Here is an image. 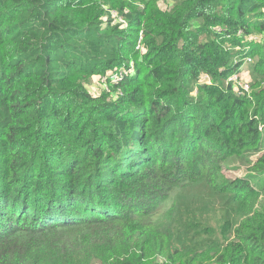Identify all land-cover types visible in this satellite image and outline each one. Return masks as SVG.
I'll use <instances>...</instances> for the list:
<instances>
[{
	"label": "trees",
	"instance_id": "trees-1",
	"mask_svg": "<svg viewBox=\"0 0 264 264\" xmlns=\"http://www.w3.org/2000/svg\"><path fill=\"white\" fill-rule=\"evenodd\" d=\"M160 2L0 0V264H264V182L222 175L264 176V0Z\"/></svg>",
	"mask_w": 264,
	"mask_h": 264
},
{
	"label": "rangeland",
	"instance_id": "rangeland-1",
	"mask_svg": "<svg viewBox=\"0 0 264 264\" xmlns=\"http://www.w3.org/2000/svg\"><path fill=\"white\" fill-rule=\"evenodd\" d=\"M118 1H124V0H114V2H118ZM173 5H174V0H161L159 4V8L162 11L169 12L173 10ZM113 10H114L112 11L113 16L111 18L113 20L112 25H120L121 28L127 27L126 22L123 20V18H121V15L119 14V12L116 9H113ZM107 17H108V14L105 18L108 19ZM214 30L219 33L221 31V28H214ZM250 39H253V40L245 41V45H244L245 51H249L250 47L254 44L263 43L262 41L263 39L260 40L261 38L259 34L250 36ZM141 41H142V37H140V42ZM139 47L142 50L143 46L139 45L138 48ZM141 50H140V53L143 56L144 51H141ZM143 50H145L144 47H143ZM238 51H239V48H236V52ZM253 63H254L253 59H252V62L250 60H247L246 64L240 68L239 70L240 72L231 76L230 80L232 81V85L234 86L236 92H240L241 94H243L241 90H243L247 94L252 92L251 91L252 78H251V73H250V65ZM101 80L105 82L104 79H101ZM101 80H99V77H95L93 78V81L90 83V85L87 86V88H89L92 95L96 97L101 96V94L104 93L103 91L106 90L107 88V86L104 85L101 82ZM206 84L211 85V82L208 81ZM246 87H248L247 90L245 89ZM107 91H109V89ZM261 127L264 131V122L263 124L260 125V128ZM257 159H258L257 155L241 158L238 160L236 157H232V158L229 157L228 160L225 162L222 175L226 179H229V181L236 180V179L249 180L250 184L254 187H256V185L263 186L264 176L257 175L256 173L251 171V167L254 166V163ZM219 184H220V180L218 179L216 181V185H219ZM191 188L192 186H188L183 191H180V189H177L176 191H174L172 194L171 201L170 203H168V205H171L173 202H176L175 203V207H176L180 202L188 201L189 199H192V200H197V201H202V202H206L210 200L209 202L213 206H217V208L220 206L221 204L220 199L222 196L216 195L217 193H215L212 190L211 186L208 183H205V181H202L200 184L196 185L193 190L189 191ZM256 205L264 206V191L258 193ZM257 209L260 210V208H257ZM210 216H213V213H210ZM193 242H194V238L187 239L185 242V245L192 248L193 250H199L200 248L196 249ZM151 260L155 262V260L153 259ZM156 261H158V263L160 264L165 262L164 259L163 260L158 259L157 257H156ZM205 264H217V262H215V258H212L210 261H207ZM222 264H226V263H222Z\"/></svg>",
	"mask_w": 264,
	"mask_h": 264
},
{
	"label": "built area",
	"instance_id": "built-area-1",
	"mask_svg": "<svg viewBox=\"0 0 264 264\" xmlns=\"http://www.w3.org/2000/svg\"><path fill=\"white\" fill-rule=\"evenodd\" d=\"M134 72V69L133 67H131V69L129 71H126V70H121L117 73H114V74H111L109 76H105V77H102L101 79H104L105 82H103L101 80V82L104 84V85H107V83L109 81L113 82L114 84H117V83H121V81L124 80V78L129 75V74H132ZM205 78H208V76H205ZM107 82V83H106ZM246 90L248 89V87L245 88Z\"/></svg>",
	"mask_w": 264,
	"mask_h": 264
}]
</instances>
